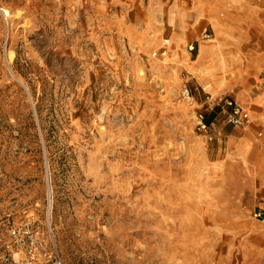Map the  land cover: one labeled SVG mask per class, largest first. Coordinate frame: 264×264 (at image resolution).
<instances>
[{
    "label": "rangeland",
    "instance_id": "1",
    "mask_svg": "<svg viewBox=\"0 0 264 264\" xmlns=\"http://www.w3.org/2000/svg\"><path fill=\"white\" fill-rule=\"evenodd\" d=\"M171 4L0 0V264H264V70Z\"/></svg>",
    "mask_w": 264,
    "mask_h": 264
},
{
    "label": "crops",
    "instance_id": "2",
    "mask_svg": "<svg viewBox=\"0 0 264 264\" xmlns=\"http://www.w3.org/2000/svg\"><path fill=\"white\" fill-rule=\"evenodd\" d=\"M171 7L170 20L174 23L193 21L211 24L220 44V48L217 46L220 49L217 55L228 57L237 71L249 72L253 68H257L258 72L264 70V0H172ZM179 7L183 9L182 14H177ZM223 66L224 59L211 58L208 64H202L201 71L213 72ZM241 77L252 84V78H245L243 74ZM251 84L242 81L239 96L256 119L259 118L256 116L264 114V87L254 97L249 93ZM252 136L250 131L244 135V151L239 154L241 158L248 160L253 156L246 153L247 146H255L254 139L257 138L253 139ZM259 143L264 147L262 142Z\"/></svg>",
    "mask_w": 264,
    "mask_h": 264
},
{
    "label": "built area",
    "instance_id": "3",
    "mask_svg": "<svg viewBox=\"0 0 264 264\" xmlns=\"http://www.w3.org/2000/svg\"><path fill=\"white\" fill-rule=\"evenodd\" d=\"M182 98L187 101V102H191L193 99H192V96H191V93H190V90L187 86H183V90H182ZM231 102H229V104L231 105ZM241 117V118H238V116ZM228 120H230L231 122L235 123V124H242L244 121H247L248 117H247V114L245 113H239V110L237 108H234L232 113L228 116ZM204 121V120H203ZM200 127L201 129H206V123L205 122H202V119L200 120ZM262 213L259 211V212H256L254 213V217L256 218H262Z\"/></svg>",
    "mask_w": 264,
    "mask_h": 264
},
{
    "label": "bare ground",
    "instance_id": "4",
    "mask_svg": "<svg viewBox=\"0 0 264 264\" xmlns=\"http://www.w3.org/2000/svg\"><path fill=\"white\" fill-rule=\"evenodd\" d=\"M3 15H4V10H3Z\"/></svg>",
    "mask_w": 264,
    "mask_h": 264
}]
</instances>
